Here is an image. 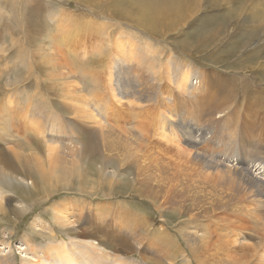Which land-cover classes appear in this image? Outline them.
<instances>
[{"label":"rangeland","instance_id":"1","mask_svg":"<svg viewBox=\"0 0 264 264\" xmlns=\"http://www.w3.org/2000/svg\"><path fill=\"white\" fill-rule=\"evenodd\" d=\"M132 2H139L142 5V0H124V4L121 2L119 6L128 7ZM255 4L258 5L259 9L254 13H249L243 8V6H246L251 9ZM116 6L117 0H88L83 2L80 0H0V102L7 100V104L10 107H14L17 106L15 105L17 101L23 103V101L25 102L29 97H32L33 103L41 104L45 112L54 111L55 115L60 116L59 119H53L54 124L58 125L68 121V119L66 120L68 116L65 115L64 117L62 114L63 110L53 82L52 69L49 68V64L44 62L46 57H43L45 56L43 51H49L48 49L51 50L56 47L53 34L56 32L55 34L59 36L60 34L69 33L72 42L76 44L75 48L83 47V50H80L77 53L78 55L75 56L85 64L88 60L97 57L104 63L111 61L113 55L119 54L117 44H119L118 40H122V43L128 42L126 48L131 49L133 57L128 64H125L124 62H127L126 60L129 57L123 53L122 58L125 59L119 65L121 70L116 71L115 74L120 79L121 91L131 93L135 97L127 96L126 94L120 100L123 102L122 106L115 101V98L111 99L112 106L114 108L115 106L118 107L124 114L125 120L120 121L121 125L147 126V120H142L140 123L128 120L131 116V114L126 112L129 107L138 108L135 110L147 107L150 112H157L159 116H165L163 108L168 111L169 106L165 101H161L166 95L165 92L172 89L173 97L176 100L174 104L177 109L182 107V101L188 105V108L182 113H177V110L174 112L182 116V126L185 125L187 128H191L194 139H199V136H202V134H199L201 131L198 130L202 122H205L204 126H214L212 127V131H214L213 138H205L203 143H196L197 146L190 151L197 152L198 149L201 154L205 155L216 152L215 157L217 159L227 155V159L231 161L228 165H231V167H236L239 159H242L247 166L254 159V155L257 152L264 150V76L254 72L252 68H248L252 63L255 65L256 62L261 61L264 55V30L253 31V27L250 25L251 19L245 18L244 15L249 14L253 18L252 23H256L259 15L254 16V14H262V11H264V0H242V2L240 0H230V3L221 6L222 9L208 8L207 0H204L201 11L191 16L185 24L177 27L175 31L168 30L167 32V30H163L161 32L160 28L156 26L153 31L156 35L153 34L152 36H150L152 33L150 27L147 30L142 27V14H136L139 13L137 12L138 9L133 14L130 12L117 14L114 11ZM226 6L233 10L235 9L234 7L242 6L241 10H243V13L240 17L235 16V14H227L230 15L231 20L228 19V25L225 24L227 25L226 31L215 38L208 49L216 50L217 55L222 53L220 54L222 59L213 62L208 56L209 52L193 46L196 43L195 38L198 33L205 34L209 28H212L214 25L213 20L215 23L218 20L226 23L228 17L223 15L228 12ZM221 11L224 13L219 14L222 13ZM60 17L68 20L64 22ZM229 21L232 23H229ZM233 25L236 28L232 30ZM262 27L264 28V26ZM165 31L166 33L164 34ZM117 34L119 35L118 38ZM96 44H99L100 48ZM50 45L52 46L50 47ZM60 46L61 49L58 47L61 51L59 53H62L64 48L62 49V45ZM258 46L262 47L261 53L258 52L250 60L246 59V55L254 52ZM109 50L112 53L108 57L106 53ZM99 51H103L102 56L98 55ZM63 57L66 58V55ZM57 60L62 61V59ZM182 63L184 65L190 64L194 68L199 67L206 73L221 74L222 78L226 76L225 80L230 81L233 85V92L221 97L208 84L205 92L202 91L201 95H198L200 93L197 94L198 97L189 91L191 97H187L186 94H182L181 88H178L174 82V77L178 74L177 71H174V68L180 67ZM237 63L240 64L238 65ZM81 68L82 66L76 67V70L80 71ZM180 68H183V66ZM183 75L184 73L181 74V76ZM126 78H128V83L121 81ZM194 80H192V83H194ZM260 81H263V84ZM252 94L253 100L256 101L255 103L250 101ZM14 95L16 96L15 98H13ZM153 96H157L154 99L155 101ZM161 96H163V99ZM205 96L208 98V103L205 102L207 100ZM156 99H158L157 102ZM150 103L151 107H148ZM216 107H218V110L213 114V108ZM198 108L203 109V114L206 113L204 120L200 119V117H195V110ZM40 110L38 109V111ZM220 112L222 113L219 114ZM223 113L224 117L233 115L230 123L221 121L224 117L215 118L214 121L208 123L211 115L217 117ZM169 119L171 120L167 123L172 124L171 127L175 131L177 130L182 137L178 136L177 139H173L170 135L167 136V128V132H164V137L160 130L152 134V129H148L144 132L150 144L174 148L178 145V139L183 141V136L186 137V129L182 128V133L184 132L183 134H185L183 135L179 131V127L173 123L172 118ZM223 124H228L235 130V134L231 135L229 131L226 132ZM28 131L23 132L26 134L16 132L18 136L19 134L23 136L22 138L21 136H19L20 138H11L9 142L0 140V151L4 155L11 156L13 159L19 158L20 160L23 159L24 153L29 152L33 153L41 161L44 160L49 146L51 147L50 149H53L52 147L64 143L63 141L60 143L56 140L53 141L46 134L34 135L35 131L33 133L32 130L27 135ZM87 131L90 135L93 134L90 127L87 128ZM155 133L157 134L155 135ZM209 134L206 132L205 137L209 136ZM223 136H228L230 140L223 138ZM222 143L226 144L229 149L226 154L222 152ZM181 144L185 145L184 148L186 149L190 148L189 146L186 147L184 142ZM98 161L100 160L96 156H84L79 162H75L73 167L68 166L69 170L62 168V166H67V164L62 163L59 165L60 167L55 164L57 167H54L53 170L44 174V177L41 178L29 166L27 170L33 173L34 178L26 177L22 179L17 177V180L16 178L13 180L6 178V181L4 180L3 183H0V207L5 208L3 211L0 210V264H5L6 260L10 261L11 264H24V261L28 263L34 259L41 261L46 256L42 252L47 249V245H54L63 240L67 244L73 239V241L77 240L76 234L79 231H95L96 229H101L102 236L100 235L98 238L112 240L115 245L117 244V238L122 239V237H125L124 239L130 245L122 254L125 263L130 261V263H127L188 264L186 256L173 257L162 243L159 245L157 243L155 245L151 244L150 248H146L149 242L145 240L144 244L139 246L136 241L141 237L139 238L137 233H132L131 231L126 233L122 223L117 222L113 215L100 219L94 215L93 210H90L91 214H85L87 219H84V215H81L82 217L80 218L76 210L72 211V208H76L77 205L68 204L66 210H64L65 216L73 223L72 228L75 227L77 230H71L68 233L65 227L52 222L51 209H53L52 206L57 201L79 198L107 206L105 202L120 200L125 201L132 212L138 210L137 212L146 215L147 220L150 219L149 221L156 225L162 222L158 221L162 217L161 219L165 220L163 224L168 226L171 236L175 238L178 235L177 231L182 226L186 216L183 214L181 216L177 211L172 210L169 203L160 204L157 201L154 204V199L151 202L149 197L139 194V190H144L145 186L137 181L130 185L129 182H132L133 174L129 173L128 168H124L126 171H122V173L119 172L118 181L115 184L109 185L111 180H108V178L113 175V167L110 166V163L106 164L105 173L101 174L99 172L101 162L99 163ZM259 166L261 167V165ZM201 169L203 168L201 167ZM259 169L252 170V172L260 175L264 184V172L258 174ZM21 170L23 169L20 168ZM191 173L193 175V171ZM108 191L113 193L112 199L104 200L105 197L102 196H105ZM184 197L183 195L178 199L179 204L183 201L186 205L185 199L187 198ZM16 209L21 212L19 216H17L19 211L15 213ZM84 212L86 210H83ZM230 216L231 214L226 215V217ZM261 217L264 219V214H261ZM235 223L236 225H243L247 229L253 226L252 223L246 222L243 216H238V221ZM211 229H214L213 226H211ZM240 231H244L246 234L249 232L246 230ZM217 239H219L217 235H212L211 243H214ZM180 242L184 243L183 239ZM155 253H158V255ZM83 254H87L85 249H83ZM107 254L106 258H103L106 264L120 263V260H113L112 257L114 256L112 253L108 254L109 256ZM231 254L236 255L234 253ZM58 263L56 262V264ZM75 264H90V256L79 258V263L75 261ZM92 264H95V262H92ZM193 264L197 263L194 262Z\"/></svg>","mask_w":264,"mask_h":264},{"label":"bare ground","instance_id":"2","mask_svg":"<svg viewBox=\"0 0 264 264\" xmlns=\"http://www.w3.org/2000/svg\"><path fill=\"white\" fill-rule=\"evenodd\" d=\"M80 1L83 2L88 0ZM121 2L124 4V0H117V6L114 10L115 13L126 14L130 12L133 14L136 13L138 9L137 12L139 13L136 14H142V27L145 30L150 27L152 31L150 36L153 34L156 35L153 33L156 26L160 28L161 32H163V30H167V32L168 30L175 31L177 27L185 24L191 16L198 14L204 4V0H198L197 2L196 0H142V5L139 2H132L128 7H120L119 4H121ZM240 2H242V0H240ZM227 3H230V0H207L208 8L215 7L212 9H220L221 6ZM227 8L228 12L226 14H223L224 12L222 11V13H219L228 17L226 23L220 20L215 23L213 20L214 25L212 28H209L205 34L198 33L195 38L196 43L193 47L209 52L210 54L208 56L213 62L221 60L220 54L222 53L217 55L216 50L208 49L214 39L226 31L228 19L231 20L230 15L227 14H235V16L240 17L243 13V10H241L242 6L238 8L234 7V10L229 7ZM243 8L249 13H254L259 9L257 4L253 5L251 9H248L246 6H243ZM257 15L259 16L256 19V23H252L253 18H251L249 14H245L244 17L251 19L250 25L253 27V31L260 29L263 31L264 11H262V14H254V16ZM60 19L64 22L68 20L61 17ZM70 22L68 23L70 24ZM230 22L231 21H229V23ZM244 25H242V27H244ZM234 28H236L235 25H233L232 30ZM55 33L53 34V39L56 47L51 50L48 49L49 51H43V53H45L43 57H46L44 62L49 64V68L52 69L53 82L57 91V96L60 99L59 102L63 110L62 114L64 117L65 115L68 116L66 117L68 121L58 125H56V123L54 124L53 119H59L60 116L55 115L53 113L54 111L52 112L49 110L50 112H45L41 104L33 103L34 100L32 97L26 98L27 100L25 102L23 101V103L17 101L15 104L17 106L14 107H10L7 104V100L4 102L1 101L0 140L9 142L11 138H20L19 136L21 135L19 134L18 136L16 132L23 133L29 130L27 132V135H29L32 130L33 133L35 131L34 135L46 134L51 140H56L59 143L63 141L64 143L52 147L53 149H50L51 147L49 146L44 160L41 161H39L33 153L29 152L24 153L23 159L20 160L17 157H15L17 159H13L11 156L4 155V153L0 151V183H3L6 178H10V180L15 178L17 180V177L22 179L26 177L34 178L33 173L27 170L29 166H31L33 172L41 178L44 177V174L62 163L67 164V166H62V168L69 170L68 166L73 167V164L79 162L82 157L96 156L100 160L98 162H101V168L99 169L101 174L105 173L106 164L110 163V166L113 167V175H110L108 178V180H111L109 185L112 186L115 184L118 181L117 176L119 172L122 173V171H126L124 168H128L129 173L133 174L132 182H129L130 185L137 181L143 183L145 186L144 190H139V194L149 197L151 202L154 199V204H156L157 201H159L160 204L169 203L172 210L177 211L180 215L183 214L186 216V219L182 226L179 227L177 231L178 235L173 238L169 233L168 226L163 224L165 220L163 219V221L161 219L162 217L158 219V221H162V224L156 225L152 221H149L150 219L147 220L146 215L137 212L138 210L132 212L125 201L117 200L115 202H105L107 206H103V204L94 203L93 201H84L79 198L73 200L64 199L55 202L54 206H52L53 209H51V214L52 222L65 227L68 233L71 230L77 229L75 227L72 228L73 223L65 216L64 210H66L68 204H74L77 205V207L72 208V211L76 210L80 218L82 217L81 215H84L83 218L87 219L85 214H91L90 210H93L94 215L100 219L113 215L117 219V222L122 223V226L126 229V233L131 231L132 233H137L139 238L141 237L136 241L139 246L143 245L145 240L149 242L146 248H150L151 244L155 245L157 243L159 245L162 243L164 248L167 249L173 257L186 256L188 264H193L194 262L197 264H264V219L261 217V214H264V184L262 177L252 172V170L255 171L259 169V165H261V167L257 173L264 172V150L257 152V156L254 155V159L251 160L247 166L242 159H239L236 167L228 165L231 161L227 159V155L217 159L215 157L216 152L205 155L201 154L198 149L197 152L190 151L193 147L197 146V144L203 143L205 138H213L214 131H212V127L214 126H204L205 122H202V125L198 127V130L201 131V133H198L202 134V136H199V139H194L191 128H187L185 125L182 126V116L177 114L187 109L188 105L186 102L182 101V107L177 109V106L174 104L176 100L173 97L172 89L165 92L166 95L164 99L163 96H161L163 99L161 102L165 101L169 106L168 111H165L163 108V114H165V116H159L157 112H150L147 107L139 110H135L138 108L129 107L128 110L126 109L127 114H131L128 120L139 123L142 122V120H147V126L121 125L120 121L125 120L124 114L121 109L112 106L111 99L115 98V101L122 106L123 102L120 100L126 96V94L127 96L135 97L131 93L121 91L120 79L117 78V74H115L116 71L118 72L121 70V66L119 65L124 62L123 59H125L122 58L123 53L127 54L129 57V59L126 60L127 62H124L125 64H128L129 60L133 57L131 49L126 48L128 42L122 43V40H118L119 44H117V51L119 54L113 55L111 61L107 62L105 60L106 62L104 63L97 57L88 60L85 64L83 61H79L75 56L78 55L77 53L80 50H83V47L79 46L75 48L76 44L72 42L69 33L60 34L59 36ZM165 33L166 31L164 34ZM118 37L119 35L117 34V38ZM60 45H62V49L64 48L62 53H59L61 52L58 49V47H61ZM51 46L52 45H50V47ZM96 46L100 48L99 44H96ZM261 48V46H258L254 52L246 55V59L250 60L253 56H256L258 52L261 53ZM111 53V50H109L106 54L109 57ZM64 55H66L67 60L63 57ZM98 55L102 56L103 51H99ZM57 59H62V61ZM237 64L239 65L240 63ZM253 64L254 63H252V65ZM252 65L248 66V68H252L254 72H258L264 76V55L261 61ZM79 66H82L80 71L76 70V67ZM181 66H183V68H180ZM180 67L174 68V71L178 72V74L175 75L176 78L174 77V82L178 88H181L180 91H182V94H186L187 97H191L189 92L198 97V95H201L202 91L205 92V88L208 84L211 86V89H215L221 97H225L233 92V85L230 81L225 80L226 76L222 78L220 76L221 74L217 75L213 72L206 73L199 67H191L190 64L184 65L182 63ZM182 73H184L183 76H181ZM127 79L128 78L121 81L128 83ZM192 80H194V83H192ZM260 82L263 84V81ZM195 89L197 90L195 91ZM251 96L252 98L250 101L255 103L256 101L253 100V94ZM15 97L14 95L13 98ZM155 98H157V96H153V100ZM205 98L207 97L205 96ZM209 98L212 99L210 96ZM157 100L158 99H156V102ZM171 102L173 103L171 104ZM205 102L208 103V98ZM148 107H151V103ZM38 109L41 110L38 111ZM176 110L177 113L174 112ZM213 110L214 114L217 112L218 107L213 108ZM202 111L203 109L201 108L196 109L195 117H200V119L204 120L206 113L203 114ZM206 111L208 112V110ZM221 113L222 112L219 114ZM220 117H224V113L217 117L211 115L208 119V123ZM169 118H172L173 123L179 127L181 133L183 127L186 129V137L183 136V141L178 139V145L174 148L150 144L144 132L148 129H152V134L160 130V132L163 133V137L164 132H167V130V136L170 135L173 139H177L178 136L182 137L177 130L175 131L171 127L172 124L167 123L171 120ZM232 118L233 115H228L221 121L230 123V119ZM223 125L226 132L229 131L231 135L235 134V130L228 124ZM88 127L92 130V135L88 133ZM206 132L211 135L209 134V136L205 137ZM156 134L157 133H155V135ZM22 137L23 136H21V138ZM223 138L230 140L228 136H223ZM183 142L186 144V147L189 146L191 149L184 148L185 145L183 146L181 144ZM228 151L229 149L226 147V144L222 143V152L226 154ZM13 152L15 153V151ZM55 164H57V166ZM201 167L203 169H201ZM20 168L23 170L20 171ZM192 171L193 175L191 173ZM32 181H34V179H32ZM109 188L111 187L109 186ZM187 189H189V193ZM112 195L113 193L108 191L106 195L102 197H105L104 200H109L112 199ZM183 195L187 198L185 199L187 202L186 205L183 201H181L180 204L178 201ZM0 210L3 211L5 208L0 207ZM83 210H86V212L83 213ZM15 213H18L17 216L21 214L20 210L17 209ZM227 214H231V216L226 217ZM238 216H243L245 221L252 223L253 226L247 229L243 225H236L235 222L238 221ZM211 226H213V230ZM214 230H216V232H214ZM240 230L249 232L246 234L244 231L242 232ZM100 235L101 229H96L95 231L81 230L76 234V238L79 240H76L77 243L73 241V239L67 244L65 240L54 245L49 244L46 247L47 249L42 252L43 255H46L44 259H41V261L30 259L31 261L28 263L24 261V264H56V262H59L58 264H75V261L79 263V258H85L87 255L90 256V264H92V262H95V264H106L103 258H106L107 253H112L114 261L120 260L118 264L130 263V261L125 263L124 258H122L123 252L130 247L127 240L124 239L125 237H122V239L117 238V244L115 245L112 240H102L98 238ZM212 235H217L219 237L214 243H211ZM248 236L250 237L248 238ZM181 237L184 243L180 242L182 241ZM83 249L86 250L87 254H83ZM231 253L236 255H232ZM155 254L158 255V253ZM22 257H24V255H22ZM5 264L11 263L6 260Z\"/></svg>","mask_w":264,"mask_h":264}]
</instances>
